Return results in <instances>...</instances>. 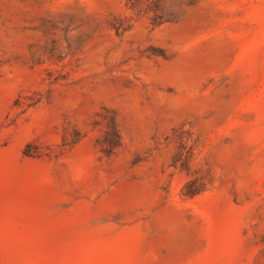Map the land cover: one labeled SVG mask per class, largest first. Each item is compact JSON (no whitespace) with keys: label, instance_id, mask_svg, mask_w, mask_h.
<instances>
[{"label":"rangeland","instance_id":"obj_1","mask_svg":"<svg viewBox=\"0 0 264 264\" xmlns=\"http://www.w3.org/2000/svg\"><path fill=\"white\" fill-rule=\"evenodd\" d=\"M0 264H264V0H0Z\"/></svg>","mask_w":264,"mask_h":264},{"label":"trees","instance_id":"obj_2","mask_svg":"<svg viewBox=\"0 0 264 264\" xmlns=\"http://www.w3.org/2000/svg\"><path fill=\"white\" fill-rule=\"evenodd\" d=\"M198 193L199 192V189H198V191L197 190H191V191H189V192H186L188 195H193V194H195V193Z\"/></svg>","mask_w":264,"mask_h":264}]
</instances>
